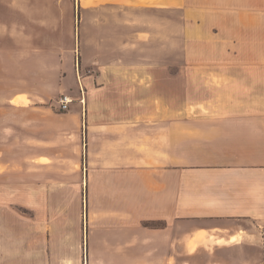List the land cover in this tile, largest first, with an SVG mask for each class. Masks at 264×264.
I'll list each match as a JSON object with an SVG mask.
<instances>
[{
  "label": "crops",
  "instance_id": "1",
  "mask_svg": "<svg viewBox=\"0 0 264 264\" xmlns=\"http://www.w3.org/2000/svg\"><path fill=\"white\" fill-rule=\"evenodd\" d=\"M130 3L157 15L178 11L179 28L189 30V42L203 35L215 58L223 60L208 75L232 79L237 93L247 97L236 104L213 102V107L259 115L181 117L180 69L169 74L172 88L160 84L159 69L126 75L108 70L109 86L118 88L119 100L109 104L107 117L94 116L104 104L87 105L93 109L87 132L89 176L99 191L96 203L108 205L109 215L94 222L84 261L264 264V0ZM150 77L152 88L141 86L140 80ZM129 85L135 87L132 94L121 98ZM158 90L168 94L160 105ZM123 98L134 104L128 107ZM182 156L193 164L182 166ZM156 223L161 225H148ZM38 252H30L34 257L28 264H56L47 249ZM62 253L59 264H82L83 258L65 259Z\"/></svg>",
  "mask_w": 264,
  "mask_h": 264
},
{
  "label": "rangeland",
  "instance_id": "2",
  "mask_svg": "<svg viewBox=\"0 0 264 264\" xmlns=\"http://www.w3.org/2000/svg\"><path fill=\"white\" fill-rule=\"evenodd\" d=\"M181 19L178 11L157 15L130 0H0V264H28L31 251L45 249L56 264L61 251L86 264L94 222L109 215L108 205L96 203L87 132V105L104 104L94 116L107 117L119 100L108 70L159 69L160 84L172 88L169 74L180 69L181 117L259 115L213 107L245 95L232 79L208 75L223 60L203 35L190 43ZM152 80L142 78L141 86L152 88ZM156 94L159 105L168 95ZM63 95L72 98L67 111L59 108ZM193 162L182 156V166Z\"/></svg>",
  "mask_w": 264,
  "mask_h": 264
},
{
  "label": "built area",
  "instance_id": "3",
  "mask_svg": "<svg viewBox=\"0 0 264 264\" xmlns=\"http://www.w3.org/2000/svg\"><path fill=\"white\" fill-rule=\"evenodd\" d=\"M72 103V98L66 96V95H63L59 98V101H58V104H59V108L62 110V111H67L68 110V107L69 105Z\"/></svg>",
  "mask_w": 264,
  "mask_h": 264
}]
</instances>
